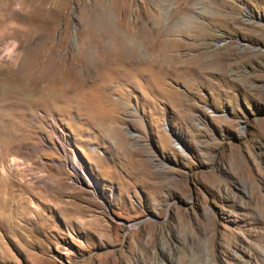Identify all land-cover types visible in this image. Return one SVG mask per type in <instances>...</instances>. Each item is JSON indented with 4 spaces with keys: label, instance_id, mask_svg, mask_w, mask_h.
I'll return each instance as SVG.
<instances>
[{
    "label": "rangeland",
    "instance_id": "374dc122",
    "mask_svg": "<svg viewBox=\"0 0 264 264\" xmlns=\"http://www.w3.org/2000/svg\"><path fill=\"white\" fill-rule=\"evenodd\" d=\"M0 264H264V0H0Z\"/></svg>",
    "mask_w": 264,
    "mask_h": 264
},
{
    "label": "bare ground",
    "instance_id": "6f19581e",
    "mask_svg": "<svg viewBox=\"0 0 264 264\" xmlns=\"http://www.w3.org/2000/svg\"><path fill=\"white\" fill-rule=\"evenodd\" d=\"M120 37L122 41V45H121L122 52H120V54L122 53L121 55L123 57H130L132 58V60L134 58H137L138 57L137 55L139 54V51H140V45H141L140 41L137 40V37H135L132 33H125V32H121ZM164 41H161L160 37H158V40L157 41L155 40V43L153 42V47L156 48L157 46H159V44H161V46L159 47V56L161 57V60L167 61L168 59H171V55H169L170 45H168L167 41L165 42ZM7 49H9V47ZM77 163L79 164V161ZM78 166L74 164V167L76 169H78Z\"/></svg>",
    "mask_w": 264,
    "mask_h": 264
}]
</instances>
